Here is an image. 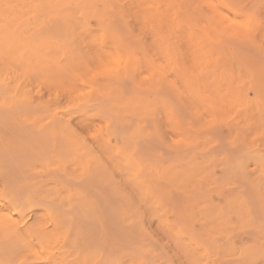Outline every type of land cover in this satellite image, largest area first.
Masks as SVG:
<instances>
[{"label": "rangeland", "instance_id": "obj_1", "mask_svg": "<svg viewBox=\"0 0 264 264\" xmlns=\"http://www.w3.org/2000/svg\"><path fill=\"white\" fill-rule=\"evenodd\" d=\"M229 3L263 29L216 0H0V174L47 237L4 264H264V0Z\"/></svg>", "mask_w": 264, "mask_h": 264}, {"label": "bare ground", "instance_id": "obj_2", "mask_svg": "<svg viewBox=\"0 0 264 264\" xmlns=\"http://www.w3.org/2000/svg\"><path fill=\"white\" fill-rule=\"evenodd\" d=\"M168 1V3L170 4V6L172 5V7H175V6H178V8L177 9H180V7L179 6H182L183 5V3L184 2H186V1H192V0H167ZM217 1V5L218 6H220V8L222 9V10H225L226 12L228 11V12H230L229 11V9L230 8H232V9H230V10H232V14H234V16H235V19H234V21H239V25L238 24H236V25H238V26H241L242 28H244V29H246L247 30V32H248V35L246 36L247 38L248 37H250V36H252L254 33L252 32V33H249V32H251L252 31V28H255V30L256 31H258V30H260V29H263L262 27H261V24L260 23H258V19L256 18V17H254V15H251V14H243V13H240L238 10H237V8L236 7H231V4L229 3V2H231V0H216ZM229 1V2H228ZM230 5V6H229ZM231 13V12H230ZM229 13V14H230ZM231 14V15H232ZM175 16V15H174ZM186 19V18H185ZM179 22H181V21H179ZM190 24V23H189ZM181 25H183V23H181ZM264 25V24H263ZM190 26V25H189ZM188 29V32L190 33V36H191V38H192V40L194 41V43L196 44V45H201V44H204V43H207V44H209V46L212 44V43H214V42H210V40H209V37H208V35H206V33H204V32H202L201 33V35H200V38H197V36H196V34H197V30L196 29H194L193 28V26H190V27H188L187 28ZM185 38H186V36H185ZM234 42V41H233ZM238 43V42H237ZM246 43V42H245ZM227 44V43H226ZM226 44H224V45H226ZM230 44V43H229ZM205 45V44H204ZM235 45V44H234ZM237 46L239 45V47H241V48H245V46H240V44H236ZM242 45V44H241ZM222 47V46H221ZM255 49V48H254ZM245 50H247V47H246V49H244V51ZM248 50H250L249 49V47H248ZM251 51L252 50H250V53H251ZM249 52V51H248ZM253 53H254V50L252 51ZM250 53H248V54H250ZM257 53V52H256ZM239 55V54H238ZM254 55V54H253ZM251 56V55H250ZM237 57H239V56H237ZM257 58V57H256ZM250 60V59H249ZM173 61V60H172ZM251 62V61H250ZM262 75V74H261ZM186 76V75H185ZM261 77V76H260ZM187 79V78H186ZM254 79V78H253ZM187 80H189V79H187ZM256 83V82H255ZM257 84H258V82H257ZM256 85V84H255ZM254 85V86H255ZM257 86V85H256ZM200 88V87H199ZM258 88H259V86H258ZM197 90V89H196ZM261 92V91H260ZM167 96V95H166ZM175 100H176V98H175ZM178 103V102H177ZM174 104V103H173ZM176 104V103H175ZM179 105L177 104L176 106H175V108H177ZM180 107H182V109L181 110H183V106H180ZM179 107V108H180ZM178 109V108H177ZM180 110V109H179ZM180 110V112H181V114H182V111ZM177 112H179V111H177ZM188 112V111H187ZM189 113V112H188ZM184 114L186 115L187 113H185L184 112ZM246 114V113H245ZM180 115V114H179ZM183 115V114H182ZM185 115L183 116V117H185ZM188 115V114H187ZM186 115V116H187ZM128 116V115H127ZM131 116V115H130ZM182 117V116H181ZM180 117V118H181ZM188 118H189V116H188ZM224 118V117H223ZM131 119H133V118H131ZM134 119H136L135 117H134ZM133 119V120H134ZM185 119V118H184ZM147 121V120H146ZM183 121V123L185 122L184 120H182ZM223 122V121H222ZM114 124V123H113ZM131 124V123H130ZM186 124V123H185ZM197 124V123H196ZM125 125V124H124ZM134 125V124H133ZM148 125V124H147ZM114 126V125H113ZM117 126H118V124H117ZM121 126V125H120ZM123 126V125H122ZM121 126V127H122ZM149 127V126H148ZM117 129L118 130H116V131H119V128L117 127ZM127 129V128H126ZM190 130H192V128H189ZM219 129V128H218ZM124 130V129H123ZM123 130H122V132H123ZM124 131H128V130H124ZM203 131H205V130H203ZM215 131V130H214ZM218 130H216V132H217ZM222 131V130H221ZM137 132H138V129H137ZM185 132V131H184ZM202 132V131H201ZM223 132V131H222ZM222 132L220 133L219 131H218V134L220 133L221 135H222ZM225 132H227V131H225ZM117 133V132H116ZM125 133V132H124ZM123 133V134H124ZM180 133V132H179ZM198 133V132H197ZM200 133V132H199ZM122 134V133H121ZM202 134V133H201ZM216 135V133L213 135L214 137H217L218 139H220V138H222V140H225V139H223V137H225V135L223 134V136H221V135ZM228 134V133H227ZM229 134H231V133H229ZM180 135V134H179ZM200 135V134H199ZM14 136H15V134H14ZM125 136V135H124ZM127 136V135H126ZM202 136V135H201ZM38 137H39V139L41 138V136H39L38 135ZM216 138V139H217ZM146 139V138H145ZM151 139H153L152 137H150V141H153V140H151ZM41 140V139H40ZM147 140H148V138H147ZM221 140V141H222ZM39 141V140H38ZM139 141L140 142H142L140 139H139ZM139 141H138V143H139ZM225 141H227V140H225ZM8 142V141H7ZM6 142V143H7ZM12 142V141H11ZM17 142V141H16ZM22 141H20V143H21ZM32 142V141H31ZM40 142H42V146H40V147H45L46 148V141H40ZM48 142V141H47ZM220 142V141H219ZM219 142H218V144H219ZM27 143H29V141L27 142ZM36 143H38L37 141H36ZM44 143V144H43ZM137 143V144H138ZM8 144H9V142H8ZM12 144L14 145V144H16V145H14V146H17V143H15V141H14V143L12 142ZM12 144H10V146H12ZM30 144V143H29ZM28 144V145H29ZM121 144V143H120ZM144 143L142 142V145H143ZM32 145V146H31ZM43 145H45V146H43ZM217 145V144H216ZM19 146V145H18ZM20 146H21V144H20ZM35 146H37V144L35 145ZM139 146V145H138ZM140 146H141V144H140ZM145 145H143L142 147L143 148H145L146 149V147H144ZM142 147H139V150H142V151H144L143 149H142ZM24 148H29V146H25ZM34 149V147H33V142H32V144H30V148L29 149ZM129 148V147H128ZM141 148V149H140ZM25 150L26 152L28 151H31V153H32V151L34 152V150L32 149V150ZM23 151H24V149H23ZM27 152V153H28ZM147 151H145V153H146ZM26 154V153H25ZM29 154V153H28ZM147 155V154H146ZM145 155V156H146ZM20 177V176H19ZM23 177V176H22ZM21 179V178H20ZM22 179H24V177L22 178ZM27 179H29V178H27ZM32 179V178H31ZM25 180H26V178H25ZM20 180L18 179V175H16V174H0V257L5 253V251H13L14 249H16L17 248V246L14 244V243H12V242H14L15 240H17V239H19L22 235H26L28 238H29V240H31V241H39V243H40V245H41V247H43V245H44V243H45V241H47V237H46V234L45 233H43V231H42V229H38V228H36V227H32V226H29L28 225V223H29V220L27 219V215L26 214H24V212H26V211H29V212H34V206H35V203H34V197H33V195H32V193L31 192H27V190H26V187H28V185H30V184H28L29 182L28 181H30V179L28 180V181H25L24 183L23 182H19ZM25 184L24 186H25V188L23 189V184ZM34 183V182H33ZM20 184V185H19ZM26 184H28V185H26ZM36 184V183H35ZM31 186V185H30ZM33 186V185H32ZM31 186V187H32ZM22 187V188H21ZM28 188H30V187H28ZM32 188H30L29 190H31ZM46 189V188H45ZM26 190V191H25ZM33 190V189H32ZM51 190V189H50ZM49 191V190H48ZM90 191H92V190H90ZM44 192H47V191H44ZM55 192V191H54ZM107 192V191H106ZM51 193V192H50ZM90 193V192H89ZM104 192L102 191V193L101 194H103ZM54 194V193H53ZM84 194V193H83ZM92 194H94V193H92ZM96 194V193H95ZM55 195V194H54ZM72 195V194H71ZM80 195V194H79ZM75 196V195H74ZM84 196V195H83ZM93 195H91V197H92ZM96 197H98V195H95ZM95 197V198H96ZM103 197V196H102ZM75 198V197H74ZM78 198H80V197H78ZM77 197H76V199H78ZM80 199H82V197L80 198ZM96 200H97V198H96ZM102 200V199H101ZM112 200V199H111ZM37 201V200H36ZM82 201V200H81ZM38 202V201H37ZM76 202H78L77 200H76ZM41 203V202H40ZM45 205H46V202H43ZM96 203H98V202H96ZM100 201H99V205H100ZM77 204V203H76ZM101 204H103V203H101ZM106 204V203H105ZM53 205V204H52ZM78 205V204H77ZM104 205V204H103ZM103 205H100L99 207H104ZM47 206V205H46ZM51 206V205H50ZM79 206V205H78ZM96 207V206H95ZM101 207V209L103 210V208ZM108 207V206H107ZM106 206H105V208H107ZM110 207V206H109ZM58 208V207H57ZM111 208H112V206H111ZM55 209H56V207H55ZM58 210H60L59 208H58ZM83 210V209H82ZM106 210L107 209H104L103 211L104 212H106ZM110 210V209H109ZM62 211V210H61ZM66 211V210H65ZM69 213H70V211H68ZM65 213V212H64ZM73 213V212H72ZM109 213H113L112 211H110ZM109 213H107L106 212V214H109ZM71 214V213H70ZM75 214V213H74ZM105 214V213H104ZM113 214H115V213H113ZM67 215H68V213H67ZM73 216H75V215H73ZM78 217H80L79 215H77ZM76 216V217H77ZM109 216H112V215H108L107 217H109ZM113 216H115V215H113ZM106 217V216H105ZM111 218V217H110ZM110 218H108V219H110ZM114 218H116V217H113V219ZM81 219V218H80ZM80 219H79V221H80ZM87 219L89 220V218L87 217ZM94 220L92 221L91 219V223L92 222H95V218H93ZM107 219V218H106ZM106 219H105V221H106ZM111 220V219H110ZM114 220H117V219H114ZM78 221V222H79ZM64 222V221H63ZM98 222V221H97ZM97 222H95V226L96 227H91V226H94V225H90V229L91 230H93V231H96L95 233L96 234H94V232H93V234H91L90 235V231L88 232V233H86L87 232V230H88V225H84V227H86L87 226V228H85V229H87V230H84L85 231V233L86 234H89V236H90V238H93V237H91V236H93V235H96V237L98 238V236H97V232L99 231V229H96L97 227L98 228H100L99 227V225H98V223ZM113 222V221H112ZM112 222L110 223V226L112 225ZM119 222V221H118ZM85 223V222H84ZM87 223H89V221L87 222ZM96 223H97V225H96ZM78 225L80 226V223H78ZM81 225H82V223H81ZM113 225H115L116 227H117V223H116V221L115 222H113ZM108 226L109 225H107L106 227H104V230L105 231H107L109 228H108ZM114 226V228H112V230H114L116 227ZM82 227H83V225H82ZM84 227H83V229H84ZM119 227V226H118ZM117 227V228H118ZM106 228V229H105ZM121 228V227H120ZM96 229V230H95ZM119 229V228H118ZM111 229L109 230V231H107V233L106 234H108V233H110V231H112ZM117 230V229H116ZM118 231V230H117ZM120 231V230H119ZM72 232V231H71ZM100 232V231H99ZM113 232H115V231H113ZM121 232V231H120ZM72 233H74V232H72ZM112 233V232H111ZM117 233H119V232H116V234ZM123 233V232H122ZM113 234V233H112ZM121 233H119V235H120ZM73 235V234H72ZM75 235V234H74ZM73 235V236H74ZM102 235H103V232H102ZM101 235V236H102ZM109 236H110V234H108ZM122 235V234H121ZM41 236V237H40ZM95 237V236H94ZM104 237V236H103ZM114 237H116L115 235H114ZM123 237V236H122ZM131 237V236H130ZM105 238V237H104ZM111 238V237H110ZM121 238V237H120ZM124 238V237H123ZM77 239V238H76ZM93 239H95V238H93ZM125 239V238H124ZM3 242H6V244H4ZM65 243V242H64ZM41 252H43V250L41 251ZM0 264H4L3 263V261L2 260H0Z\"/></svg>", "mask_w": 264, "mask_h": 264}]
</instances>
